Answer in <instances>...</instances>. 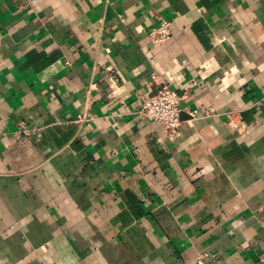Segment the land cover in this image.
I'll list each match as a JSON object with an SVG mask.
<instances>
[{
  "label": "crops",
  "instance_id": "crops-1",
  "mask_svg": "<svg viewBox=\"0 0 264 264\" xmlns=\"http://www.w3.org/2000/svg\"><path fill=\"white\" fill-rule=\"evenodd\" d=\"M199 258L264 264V0H0V264Z\"/></svg>",
  "mask_w": 264,
  "mask_h": 264
},
{
  "label": "built area",
  "instance_id": "built-area-1",
  "mask_svg": "<svg viewBox=\"0 0 264 264\" xmlns=\"http://www.w3.org/2000/svg\"><path fill=\"white\" fill-rule=\"evenodd\" d=\"M171 22L162 19L159 27L153 29L149 33L150 43L154 47L161 46L165 44L171 37ZM91 90H97V85L94 84L90 87ZM181 97L179 94L170 89L169 87L162 85L160 86L156 93L152 96L143 97L142 107L138 112L139 119L143 121H148L155 123L160 126L167 137L174 141L180 136L182 119L180 102ZM215 111L213 109H201L189 112L191 119H196L200 115L211 116L214 115ZM234 113L228 115L229 123L234 124ZM84 120L83 116L78 117V121L82 122ZM21 132L27 133L28 130L25 125H21ZM196 264H205L203 258H199Z\"/></svg>",
  "mask_w": 264,
  "mask_h": 264
}]
</instances>
